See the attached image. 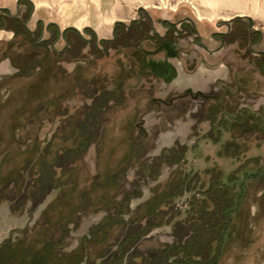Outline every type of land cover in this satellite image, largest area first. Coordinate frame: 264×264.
Instances as JSON below:
<instances>
[{
    "label": "rangeland",
    "instance_id": "1",
    "mask_svg": "<svg viewBox=\"0 0 264 264\" xmlns=\"http://www.w3.org/2000/svg\"><path fill=\"white\" fill-rule=\"evenodd\" d=\"M26 1L33 6V20L28 23L30 30H37V19L38 26L41 22L44 29L51 21L55 22L51 24H55L60 30V36L58 34L50 46L53 52L65 49L62 32L67 25L76 26L81 35L92 43L78 49L81 58L77 63H57L53 58V69L50 72L42 67L31 71V67L40 64V61L48 56L46 48L44 49L43 45L24 44L21 39H14L13 32L10 39V34H6L9 31L0 30V176H7L23 164L25 156L20 154V140L26 142L35 137L41 124L50 118H53V124L45 123L41 136L50 138L55 131L59 121L55 117L56 106L50 104L62 92L61 87H71L73 80L58 85L55 80L57 73H62L63 76L65 71L70 74L78 72L85 82L93 81L99 75L118 76L121 67L126 74H138L139 65L133 56L140 51L145 58V69L140 75L142 77L138 83L134 79L127 83L128 99L114 113L113 129L108 133L107 146L99 160L95 147L90 149L88 164L91 172L96 173L98 161L103 169L118 164L128 151L124 142V130L127 127L134 128L135 137L142 127L150 134L149 139L155 138V149L146 155L144 161L158 157L164 149L172 148L176 144L188 146L186 166L164 167L159 181L148 182L144 188V197L133 201V208L150 199L153 195L152 189L165 183L170 177H176L180 169H186L194 175L190 185L194 191L177 202L176 209L183 212L188 210L193 197L201 199L207 194L208 185L204 183H208V179L204 174L208 170L217 167L226 178L239 171L238 177L243 179L244 187L240 189V194L239 185L228 193V202L232 204L234 214L222 254L215 264H264V135L250 133L244 136L240 141H249L245 145L247 153H243L246 150L242 149L238 158L228 156L224 148L231 141V134L225 132L218 144L203 139L210 129V124H199L198 119L193 118V114L201 110V105L198 98L193 97L197 91L188 89L196 88L199 84L198 75H190L196 72L208 56L205 46L215 48L221 45L225 49L219 58L228 61L229 78L214 83L206 94L216 96L219 103L226 102L236 111L249 109L264 116V76L255 64L264 52V43L258 46V42L264 41V0ZM18 2L1 0L0 8L9 7L11 15L14 16L19 8L20 14L23 15L29 6H20ZM37 9L40 10L34 16ZM239 16L244 17L242 19L246 20L245 23H235L234 20ZM134 21L149 24L153 29L150 40L141 43L126 42L128 46H133L132 48L106 49L100 44L93 46V35L97 43L102 40H114L118 24L131 27ZM226 22L231 24L230 28ZM170 24H177L174 41L171 44L162 43L161 39L167 35V27ZM240 24L246 26L249 32L260 30L261 36H251L247 41L237 39L228 44L231 38L237 36L230 39L223 36H228L232 31H240ZM190 28L197 30V35H192ZM86 30H91V33L86 34ZM211 35L220 40L221 44L212 43ZM48 38L49 33L44 32L41 40ZM12 42L15 45L10 48ZM168 65L171 67V77L165 73V66ZM217 65L218 62L212 66ZM151 72H154L156 77L149 76ZM189 92L192 95H187ZM85 103L86 100L76 98L65 104L76 109ZM208 104L213 105V101ZM44 105L45 108H50L49 112L38 117L36 113ZM238 133L235 131V135L241 136ZM146 150L147 148L141 150V155H144ZM199 174L201 176L197 181L196 176ZM134 175V171L129 172L130 179ZM217 175L218 173L215 174L216 177ZM1 181L0 178V184ZM223 193L216 191L211 195L223 196ZM52 198L34 214L27 213L20 217L10 213L8 203L0 204V246L9 239H20L21 231L39 220ZM102 219L103 215L84 218L81 227L73 235L72 246L76 247L79 240L88 234L89 229ZM173 242V227H164L154 231L149 239L142 243L141 249L148 251ZM12 260L13 256H8L0 261V264H18Z\"/></svg>",
    "mask_w": 264,
    "mask_h": 264
},
{
    "label": "trees",
    "instance_id": "2",
    "mask_svg": "<svg viewBox=\"0 0 264 264\" xmlns=\"http://www.w3.org/2000/svg\"><path fill=\"white\" fill-rule=\"evenodd\" d=\"M18 4H27L29 8L23 15L16 16L7 9H1L0 30L13 32L14 39H21L24 44L43 45L46 48L48 56L29 70L42 67L50 72L53 58L57 63L80 61L78 49L92 42H88L77 29L68 28L63 38L65 49L53 52L50 46L55 37L61 34L58 27L51 24L44 29L40 22L36 31L30 30L28 23L33 6L26 0H20ZM234 21L245 23L246 20L236 18ZM143 23L134 21L131 27L118 24L115 39L110 41L97 43L93 35V46L132 48L126 42L150 40L153 29ZM176 27L177 24L167 27L168 32L161 39L162 43H173ZM240 27V31L223 36L228 39L237 36L231 38L228 44L237 39L247 41L251 36H261L260 32H249L243 24ZM190 29L192 35H197V30ZM44 32L49 33L47 40H41ZM85 33L90 34L91 30ZM13 43L10 48L15 45ZM133 58L139 65V75L126 74L121 67L118 76L99 75L89 82L83 81L78 72L70 74L65 71L63 76L62 73L55 76L58 85L73 79L71 87H61L62 92L50 104L56 106L55 117L59 121L55 131L50 138L41 136L45 123L53 124L54 120L50 118L41 124L35 137L26 142L20 140V154L25 156L23 164L7 176H0V204L8 203L10 213L15 217L27 213L32 215L53 198L39 220L21 231L20 239H9L0 246V261L13 256L12 261L18 264H215L220 259L234 214L232 204L228 202V193L239 185L240 194V189L244 187L243 179L238 177L239 171L226 178L217 167L208 170L204 174L208 179V183H204L208 185L207 194L201 199L193 197L188 210L183 212L176 209L177 202L194 191L190 186L194 175L180 169L176 177H170L165 183L154 187L150 199L133 208V201L144 197L148 182L159 181L164 167L186 166L188 146L176 144L164 149L158 157L144 161L146 155L155 149V138L149 139L150 134L142 127L135 137L134 128L127 127L124 130V142L128 147L126 154L116 166L106 169L101 168L98 161L96 173L91 172L88 164L90 149L95 147L99 160L107 146L108 133L113 129L114 113L128 99L127 83L132 79L138 83L145 69V58L140 51ZM255 64L264 76V53ZM148 75L156 77L154 72ZM187 95L192 94L189 92ZM193 97L198 98L201 105V110L193 114V118L198 119L199 124H210L203 138L205 141L218 144L225 132L231 134V141L224 148L228 156L236 159L242 149L246 150L243 153H247L245 145L249 141H240L244 136L250 133L264 135L263 115L249 109L236 111L226 102L219 103V99L211 94L197 93ZM76 98L87 103L76 109L65 104ZM210 101H213L211 106L208 104ZM49 109L41 106L36 115L40 117ZM235 131L241 136L235 135ZM146 148L144 155H141V150ZM130 171L135 173L132 179L129 178ZM200 176H196L197 181ZM216 191H223V196L211 195ZM94 215H103L102 221L93 225L73 247L71 240L84 218ZM164 227H173L174 242L148 251L142 250V243L154 231Z\"/></svg>",
    "mask_w": 264,
    "mask_h": 264
},
{
    "label": "crops",
    "instance_id": "3",
    "mask_svg": "<svg viewBox=\"0 0 264 264\" xmlns=\"http://www.w3.org/2000/svg\"><path fill=\"white\" fill-rule=\"evenodd\" d=\"M16 2H18V0H16ZM0 9H7V10L11 11V9L9 7H4V8H0ZM39 10L40 9H37L36 13H34V16L38 14ZM16 13H17V15L20 14L19 8H18V11ZM237 18H244V17L239 16ZM32 20H33V18H32ZM32 20L30 19L29 22L31 23ZM38 22H39V19H37V22H36L37 26L36 27H38ZM51 23H55V22H51V21L48 22L49 25ZM68 28L77 29L76 26H74V25H67L65 27V30ZM256 31L260 32V30H256ZM6 34L7 35L10 34V36H11L10 39L13 37V33H11V32L10 33L6 32ZM210 41L212 43H220L221 44V41L218 39H215V37H213L212 35L210 36ZM263 43H264L263 40L261 42H258V46H262ZM205 49L207 50L208 56L204 58L202 64L199 65L196 72L194 74L190 75V76L198 75L199 84L196 88H188L190 91L196 90L197 93H202V94L208 93L210 91L211 86L214 85V83H216L218 81H226L229 78V72H228V67H227L228 61L220 60V58H219L220 55L222 57V53H224L225 48L221 47V45H218L215 48H212L210 45H207V46H205ZM225 55L226 54H224V56ZM217 62H218V65L216 67H213L212 65H214ZM165 73L171 77V67L169 65L165 66Z\"/></svg>",
    "mask_w": 264,
    "mask_h": 264
},
{
    "label": "water",
    "instance_id": "4",
    "mask_svg": "<svg viewBox=\"0 0 264 264\" xmlns=\"http://www.w3.org/2000/svg\"><path fill=\"white\" fill-rule=\"evenodd\" d=\"M229 22H231V21H229ZM229 22H226V25L228 26V28H230V26H231V24ZM115 28H116V26H115ZM64 33H65V30L62 32V37L63 38H64Z\"/></svg>",
    "mask_w": 264,
    "mask_h": 264
}]
</instances>
